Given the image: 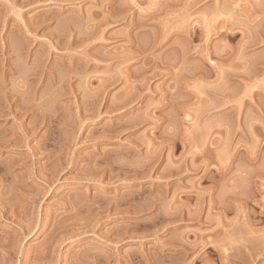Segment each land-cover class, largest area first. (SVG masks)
Listing matches in <instances>:
<instances>
[{"label":"rangeland","instance_id":"1","mask_svg":"<svg viewBox=\"0 0 264 264\" xmlns=\"http://www.w3.org/2000/svg\"><path fill=\"white\" fill-rule=\"evenodd\" d=\"M0 264H264V0H0Z\"/></svg>","mask_w":264,"mask_h":264}]
</instances>
